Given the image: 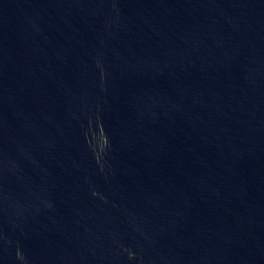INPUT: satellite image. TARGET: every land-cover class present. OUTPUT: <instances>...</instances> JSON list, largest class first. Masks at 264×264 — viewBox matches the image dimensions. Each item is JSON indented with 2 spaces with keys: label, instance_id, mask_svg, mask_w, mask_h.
I'll list each match as a JSON object with an SVG mask.
<instances>
[{
  "label": "water",
  "instance_id": "1",
  "mask_svg": "<svg viewBox=\"0 0 264 264\" xmlns=\"http://www.w3.org/2000/svg\"><path fill=\"white\" fill-rule=\"evenodd\" d=\"M0 264H264V0H0Z\"/></svg>",
  "mask_w": 264,
  "mask_h": 264
}]
</instances>
